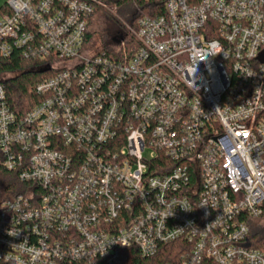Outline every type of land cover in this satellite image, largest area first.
Segmentation results:
<instances>
[{
	"label": "built area",
	"instance_id": "2783aa9c",
	"mask_svg": "<svg viewBox=\"0 0 264 264\" xmlns=\"http://www.w3.org/2000/svg\"><path fill=\"white\" fill-rule=\"evenodd\" d=\"M153 15L90 53L107 0H7L0 58L52 76L23 116L0 78V264H264V0H132ZM97 14V15H96ZM40 69V67H39Z\"/></svg>",
	"mask_w": 264,
	"mask_h": 264
},
{
	"label": "trees",
	"instance_id": "16d2710c",
	"mask_svg": "<svg viewBox=\"0 0 264 264\" xmlns=\"http://www.w3.org/2000/svg\"><path fill=\"white\" fill-rule=\"evenodd\" d=\"M107 4L110 8L116 5L117 9L122 6L126 14L132 15L133 26H135L138 18L154 14L148 6L140 3L138 8L137 4L132 0H107ZM97 14L99 13L97 12ZM91 38V33H89L87 37L88 43ZM42 64L43 62L40 60H26L22 51L18 49H15L8 59L0 58V78L4 75H10L5 81L8 100L10 107L19 116L25 115L39 104L41 98L36 94V86L44 79L52 76L49 71L42 70ZM22 188H24V185L19 181L18 174L9 172L0 165V192L11 196L18 193ZM251 238L253 240L252 247L264 253V235L261 236L251 232ZM181 246L178 242L166 244L152 258H143L137 249L127 248L123 250L126 257L125 264H167L179 262L182 253Z\"/></svg>",
	"mask_w": 264,
	"mask_h": 264
},
{
	"label": "rangeland",
	"instance_id": "374dc122",
	"mask_svg": "<svg viewBox=\"0 0 264 264\" xmlns=\"http://www.w3.org/2000/svg\"><path fill=\"white\" fill-rule=\"evenodd\" d=\"M7 0H0V7L4 6ZM132 15L125 13V10L116 5L109 7L107 12H100L91 24L90 53L98 52L104 48L114 49L119 45L122 38L128 33L127 26H133ZM251 231L261 236L264 235V219L253 222L250 225Z\"/></svg>",
	"mask_w": 264,
	"mask_h": 264
}]
</instances>
